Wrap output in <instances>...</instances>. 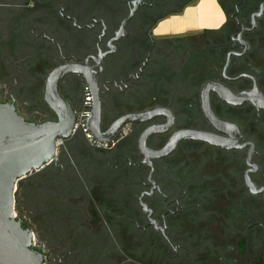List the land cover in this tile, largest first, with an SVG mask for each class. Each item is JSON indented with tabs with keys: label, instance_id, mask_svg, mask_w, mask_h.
I'll use <instances>...</instances> for the list:
<instances>
[{
	"label": "flooded vegetation",
	"instance_id": "obj_1",
	"mask_svg": "<svg viewBox=\"0 0 264 264\" xmlns=\"http://www.w3.org/2000/svg\"><path fill=\"white\" fill-rule=\"evenodd\" d=\"M135 1L0 0V74L14 76L18 90L41 92L48 113L42 123L57 121L45 99L55 69L86 65L96 82L94 89L69 75L60 84L75 112L74 136L43 171L63 181L72 170L82 189L94 181L99 192L79 193L73 211L64 205L58 212L57 248L48 241L35 248L49 263L57 249L68 256L94 245L105 248L102 258L125 264H264V250L247 253L254 237L264 245V193L248 187L264 189V14L256 27L252 20L264 0H220L227 24L216 34L164 39L154 38L153 28L185 0H142L124 25ZM208 84L248 95L233 104L209 92L214 117L231 130L208 118ZM96 93L103 134L128 116L159 112L148 121L126 120L115 143L102 146L77 128L82 110L87 127ZM1 97L21 115L15 96ZM190 131L216 135L229 149L181 137ZM141 144L155 153L171 148L147 158ZM143 194H151L142 202L155 225L140 204Z\"/></svg>",
	"mask_w": 264,
	"mask_h": 264
},
{
	"label": "water",
	"instance_id": "obj_2",
	"mask_svg": "<svg viewBox=\"0 0 264 264\" xmlns=\"http://www.w3.org/2000/svg\"><path fill=\"white\" fill-rule=\"evenodd\" d=\"M142 0L133 2L134 9L124 22H129ZM264 14V3L260 10L252 17L253 26H257V19ZM89 66L78 64H67L55 69L49 76L46 85V102L56 114L57 121H48L40 124L26 121L10 104L0 102V264H49L46 256L41 254L33 246V232L26 230L23 223L15 214V198L20 182L30 178L58 160V148L63 142L69 141L74 136L75 112L71 105L63 99L59 93V86L69 75H80L87 79L89 87L96 88V82L85 72L90 70ZM215 91L219 96L229 103H238L239 99H246L248 95L235 96L229 90L208 84L205 88L204 97L205 112L210 121L220 130H231L232 126L217 121L214 117L208 102L209 92ZM158 109H151L147 112L128 116L126 120L133 122L148 121L156 116ZM126 120L116 125L114 130L106 134L101 132V103L98 94L91 106V116L86 130L90 139L102 146H111L115 143L119 126ZM110 136L108 139L103 137ZM181 137L193 141L207 142L212 146L229 149L226 140L209 133L190 131L181 134ZM59 143V144H58ZM171 146L161 152H149L143 148L147 158L163 157L169 153ZM151 177V176H150ZM254 194L264 193V189L256 190L248 184ZM145 195L140 199L143 211L148 214L149 221L152 211L142 202Z\"/></svg>",
	"mask_w": 264,
	"mask_h": 264
},
{
	"label": "rangeland",
	"instance_id": "obj_3",
	"mask_svg": "<svg viewBox=\"0 0 264 264\" xmlns=\"http://www.w3.org/2000/svg\"><path fill=\"white\" fill-rule=\"evenodd\" d=\"M92 2H97L98 0H81L82 3L86 4ZM102 1V0H101ZM111 1V0H106ZM128 1V0H126ZM98 5V4H97ZM105 11V10H104ZM14 76L0 74V98L6 100L7 98L1 97L2 95L9 94L16 97L18 111L27 121L33 120L34 123H42L47 117L46 107L41 102L42 94L41 92L35 93L32 88L29 89V85H26L25 89L18 90V87L14 86L12 79ZM5 79H8L5 81ZM14 86V87H13ZM70 177L66 180L61 181L57 178L54 189H51L52 192L46 191L43 196L35 194L34 191L29 190V187L24 190V192H17L15 198V214L22 221L23 226L26 230L33 232L36 241H48L49 248H57V241L61 239V233L63 230L60 229L59 219L56 215L58 212L63 210V206L67 205L68 210L73 211V206L75 203H78L77 196L79 193H87L85 191L98 193L99 191L96 188L95 182L92 183L86 182L85 188H81L78 184V181L74 179L72 170H70ZM85 189V190H84ZM110 192L113 194H121L122 187L113 189L110 187ZM18 191V189H17ZM50 191V190H49ZM19 193V194H18ZM36 193V192H35ZM123 194V193H122ZM37 200L41 204L40 200L50 203V205L57 206V209H47L44 212H38L35 205H31L33 200ZM58 202V203H57ZM97 204V203H96ZM98 205V204H97ZM35 206V207H34ZM59 206V207H58ZM254 242L248 244L247 253L255 251V248L258 251L264 250V245L262 246L260 241L254 237ZM91 245L89 248L79 251V253L69 251V255L65 256L62 250L57 249L54 251L56 262L49 264H125L123 261H113L108 255L102 258V255L105 254V248L100 246V248L93 247ZM263 247V249H262ZM76 253V254H75ZM65 257L60 263V257Z\"/></svg>",
	"mask_w": 264,
	"mask_h": 264
},
{
	"label": "crops",
	"instance_id": "obj_4",
	"mask_svg": "<svg viewBox=\"0 0 264 264\" xmlns=\"http://www.w3.org/2000/svg\"><path fill=\"white\" fill-rule=\"evenodd\" d=\"M181 10L159 21L153 28V37L198 36L207 31L218 32L227 24V13L220 0H194Z\"/></svg>",
	"mask_w": 264,
	"mask_h": 264
},
{
	"label": "trees",
	"instance_id": "obj_5",
	"mask_svg": "<svg viewBox=\"0 0 264 264\" xmlns=\"http://www.w3.org/2000/svg\"><path fill=\"white\" fill-rule=\"evenodd\" d=\"M192 1H194V0H187V1L185 0V4L183 6H178L175 9V11L173 12V14L180 13L182 11L181 9L186 4H188V3L192 2ZM206 33L207 34H216L217 32L207 31ZM57 178H58L57 172H54L53 174L50 173V175H48L47 171L40 172V173L30 177V178H27L26 180H24L22 182H20L19 185H18V191L17 192H19V193L22 192V191L24 192V190H26V188L29 187V190L34 191V193H33L34 198H36L35 194L42 197L43 194L46 191L52 192L51 189H54V187H55L54 185L57 182ZM40 201H41V204H39L37 202V200H35V199L33 201H30V202H32L31 205H35L36 206V209H37L38 212H40V211L44 212L48 208L49 209H57V206H54V205L51 206L50 203H48V202L46 203L43 200H40ZM245 247H246V242H245V240H243L242 243H241V252L243 254L245 252Z\"/></svg>",
	"mask_w": 264,
	"mask_h": 264
},
{
	"label": "built area",
	"instance_id": "obj_6",
	"mask_svg": "<svg viewBox=\"0 0 264 264\" xmlns=\"http://www.w3.org/2000/svg\"><path fill=\"white\" fill-rule=\"evenodd\" d=\"M88 116H89L88 111L87 110H82L80 112V114H79V119H78V123H77V128L80 129V130H83V132H85V134L87 136H89L86 133V123H87V120H88ZM33 246L34 247L36 246V240H34V238H33Z\"/></svg>",
	"mask_w": 264,
	"mask_h": 264
}]
</instances>
